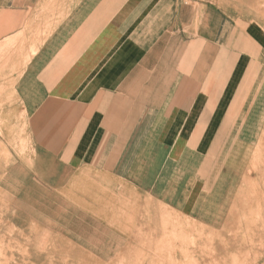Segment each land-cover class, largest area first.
Masks as SVG:
<instances>
[{"label":"crops","instance_id":"0c3cea01","mask_svg":"<svg viewBox=\"0 0 264 264\" xmlns=\"http://www.w3.org/2000/svg\"><path fill=\"white\" fill-rule=\"evenodd\" d=\"M0 105L48 187L220 219L233 145L264 156V0H0Z\"/></svg>","mask_w":264,"mask_h":264},{"label":"rangeland","instance_id":"374dc122","mask_svg":"<svg viewBox=\"0 0 264 264\" xmlns=\"http://www.w3.org/2000/svg\"><path fill=\"white\" fill-rule=\"evenodd\" d=\"M4 115L0 105V264H264V156H245L235 143L217 201L222 217L185 220L157 202L116 209L113 189L105 196L99 179L88 172L60 188L48 187L24 163V141L3 138ZM6 116L16 118L14 111ZM184 228L196 230L180 235ZM232 230L238 233L231 235Z\"/></svg>","mask_w":264,"mask_h":264},{"label":"bare ground","instance_id":"6f19581e","mask_svg":"<svg viewBox=\"0 0 264 264\" xmlns=\"http://www.w3.org/2000/svg\"><path fill=\"white\" fill-rule=\"evenodd\" d=\"M248 2H249V1H248ZM263 179H264V178H263ZM256 182H257V181H256ZM257 183H259V182H257ZM257 183H256V184H257ZM250 185H253L252 182H250ZM257 186H258V184H257ZM259 186H260V185H259ZM249 188H250V187H249ZM249 188H248V191H249ZM253 188H255L254 185H253ZM258 188H259V187H258ZM259 189H261V190H259ZM259 189H258L259 191H262V188H259ZM263 189H264V187H263ZM254 190H255V189H254ZM249 192H251V191H249ZM254 192H255V191H254ZM254 192H253V193H254ZM253 193H252V194H253ZM253 195H254V194H253ZM257 195H258V194H257ZM249 196H250V195H249ZM254 196H255V195H254ZM261 196H262V195H261ZM258 197H260V194H259ZM254 199H255V198H254ZM259 199H260V198H259ZM246 200H247V199H246ZM249 200H250V199H249ZM255 200H256V199H255ZM257 202H258V199H257ZM245 207H246V206H245ZM245 209H247V208H245ZM241 210H242V209H241ZM232 211H233V210H232ZM240 212H241V211H240ZM235 213H236V212H235ZM235 213H234V214H235ZM248 213H249V212H248ZM236 214H238V212H237ZM236 214H235V216H237ZM129 215H130V214H129ZM238 215H241V214H238ZM239 217H240V216H239ZM248 217H249V216H248ZM237 218H238V217H237ZM240 218H241V217H240ZM238 219H239V218H238ZM232 226H233V225H232ZM225 227H226V226H225ZM234 227H235V226H234ZM240 227H241V226H240ZM243 228H244V226H243ZM236 229H237V227H236ZM249 229H250V228H249ZM256 229H258V228H256ZM258 230H259V229H258ZM258 230H257V231H258ZM222 231H223V230H222ZM238 231H239V230H238ZM240 231H242V230L240 229ZM240 231H239V232H240ZM243 231H244V230H243ZM252 231H253V230H252ZM255 231H256V230H255ZM258 232H259V233H262L263 231L260 232V230H259ZM258 232H257V233H258ZM231 233H233V232H231ZM237 233H238V232H237ZM241 233H242V232H241ZM257 233H256V235H257ZM259 233H258V235H259ZM221 234H222V232H221ZM242 234H243V233H242ZM218 235H219V234H218ZM235 235H236V233L234 234V236H235ZM240 235H241V234H240ZM244 235H245V232H244ZM247 235H248V233H247ZM223 236H224V235H223ZM238 236H239V235H238ZM259 236H260V235H259ZM263 236H264V232H263ZM263 236H262V237H263ZM230 237H231V236H230ZM230 237H229V238H230ZM240 237H242V235H241ZM249 237H250V236H249ZM253 237H254V235H253ZM257 237H258V236H257ZM214 238H215V237H214ZM218 238H219V237H218ZM226 238H227V237H226ZM232 238H233V237H232ZM246 238H247V237H246ZM250 238H251V237H250ZM239 239H240V238H238V240H239ZM242 239H243V238H242ZM262 239H264V238H262ZM214 240H215V239H214ZM235 240H237V239H235ZM247 240H248V239H247ZM255 240H256V239H255ZM164 241H165V240H164ZM193 241H194V239H193ZM223 241H224V240H223ZM232 241H233V240H232ZM232 241L230 242L231 245L233 244ZM262 241H264V240H262ZM216 242H217V241H216ZM237 242H238V241H237ZM240 242H241V241H240ZM252 242H253V241H252ZM242 243H243V242H242ZM218 244H219V242H218ZM235 244H236V243H235ZM244 244H245V243H244ZM249 244H250V243H249ZM255 244H257V243H255ZM260 244H261V247H262V246H263L262 243H260ZM220 245H221V244H220ZM220 245H219V246H220ZM222 245H223V244H222ZM238 245H239V244H238ZM247 245H248V244H247ZM219 246H218L219 250H220V248H223V247H224V246H223V247H219ZM243 246L245 247V245H243ZM249 246H251V245H249ZM257 246H258V245H257ZM231 247H232V246H231ZM252 247H253V246H252ZM216 248H217V247H216ZM234 248H235V247H234ZM237 248H238V247H237ZM237 248H236V249H237ZM246 248H247V246H246ZM254 248H257V247H255V245H254ZM223 249H224V248H223ZM248 249H250V248H248ZM198 250H199V249H198ZM219 250H218V251H219ZM244 250H245V249H244ZM260 250H261V249H260ZM255 251H256V249H255V250H253V249L251 250V252H255ZM213 252H214V251H213ZM219 252H220V251H219ZM219 252H218V253H219ZM221 252H222V251H221ZM224 252H225V251H224ZM227 252H228V251H227ZM216 253H217V252H216ZM216 253H215V254H216ZM218 253H217V254H218ZM223 254H224V253H223ZM223 254H222V255L220 254V255L223 256ZM217 256H219V255H217ZM221 256H220V257H221ZM141 257H142V256H141ZM245 257H246V256H245ZM249 258H250V257H249ZM246 260H248V259H246ZM219 261H222V260L220 259ZM245 263H247V261H246ZM250 263L252 264V262H250ZM254 264H255V263H254Z\"/></svg>","mask_w":264,"mask_h":264}]
</instances>
